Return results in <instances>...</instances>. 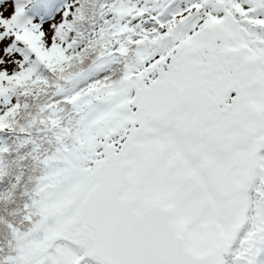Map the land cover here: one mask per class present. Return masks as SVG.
I'll use <instances>...</instances> for the list:
<instances>
[{
	"label": "snow or ice",
	"instance_id": "1",
	"mask_svg": "<svg viewBox=\"0 0 264 264\" xmlns=\"http://www.w3.org/2000/svg\"><path fill=\"white\" fill-rule=\"evenodd\" d=\"M0 264H264V0H0Z\"/></svg>",
	"mask_w": 264,
	"mask_h": 264
}]
</instances>
